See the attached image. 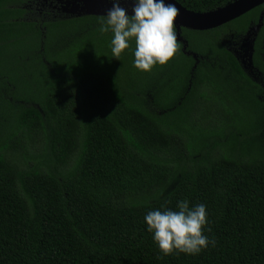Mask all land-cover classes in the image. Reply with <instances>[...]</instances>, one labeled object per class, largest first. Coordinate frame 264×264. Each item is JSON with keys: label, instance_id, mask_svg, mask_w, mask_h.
I'll use <instances>...</instances> for the list:
<instances>
[{"label": "trees", "instance_id": "trees-1", "mask_svg": "<svg viewBox=\"0 0 264 264\" xmlns=\"http://www.w3.org/2000/svg\"><path fill=\"white\" fill-rule=\"evenodd\" d=\"M25 1L0 0V264H264V140L253 134L264 122V19L257 77L228 49L261 8L183 28L197 57L177 40L168 64L146 76L133 66L134 42L107 66L69 41L41 49ZM230 1L183 4L206 11ZM170 66L178 78L168 82ZM218 114L223 138L214 134L213 149L254 148L196 155L194 127ZM180 200L206 205L205 234L216 243L163 256L144 217Z\"/></svg>", "mask_w": 264, "mask_h": 264}, {"label": "clouds", "instance_id": "clouds-1", "mask_svg": "<svg viewBox=\"0 0 264 264\" xmlns=\"http://www.w3.org/2000/svg\"><path fill=\"white\" fill-rule=\"evenodd\" d=\"M111 2L112 7L99 21V31L112 34L111 58L120 60L134 42L133 66L138 71L166 66L178 49L174 23L179 10L175 4L166 0H132V14H129L122 0ZM144 220L163 256L195 255L216 243L205 234L208 220L203 203L190 206L189 201L180 200L176 210L166 206L163 210H151Z\"/></svg>", "mask_w": 264, "mask_h": 264}, {"label": "flooded vegetation", "instance_id": "flooded-vegetation-1", "mask_svg": "<svg viewBox=\"0 0 264 264\" xmlns=\"http://www.w3.org/2000/svg\"><path fill=\"white\" fill-rule=\"evenodd\" d=\"M97 1L98 2L94 4L93 1L84 3V1L82 0H26L24 2L25 4H23V7H26L27 9L24 13L23 19L27 21H35L39 25V28L41 29V31L43 32V36L45 37V40L41 41V44H40L41 49H44L45 44H46V45H49L51 49L58 50V49L65 47L66 45H69L68 40L65 39L66 34L68 32L67 30L75 28L77 25L82 24L84 21H88L93 18H99L105 15V14H96V13L94 14L85 13L83 11L84 7L88 8L90 5L92 6L91 8L95 6L97 7L100 0H97ZM110 1L111 0H101V3L103 7L106 8V7H109L110 3L112 4V2ZM127 1L129 0H122V6L128 9V11L132 10V6L126 5ZM177 1L180 2L183 6H185L183 3L187 2V0H177ZM76 2L79 3V6H77V8H75ZM256 7L261 8L258 22L257 23L252 22L250 24L246 33L241 38V41H232L228 46V49L234 53V55L241 62V64L249 71L251 75L255 77H257L258 76L257 74H259V71L257 68L254 67V62H253V56L255 52V39H256V36L261 26L263 25L264 14H263V19H262V24L259 27V29L254 33L252 28L258 25L259 23L260 17L262 13L264 12V2ZM194 11H197V10H194ZM200 12H204V11H200ZM183 28H186V27H181L180 29L181 38L177 40H180L183 42V50L186 53L190 54L191 52L187 51L188 41L182 35ZM187 29H190V28H187ZM250 29H252L251 34L248 35V32ZM176 32H177V29H176ZM250 41H251V44H250ZM250 46H252V51H251L252 65L248 66L247 65L248 57L245 54V51L246 50L249 51ZM191 54L194 57H197L195 53H191ZM244 60H246V64Z\"/></svg>", "mask_w": 264, "mask_h": 264}, {"label": "rangeland", "instance_id": "rangeland-1", "mask_svg": "<svg viewBox=\"0 0 264 264\" xmlns=\"http://www.w3.org/2000/svg\"><path fill=\"white\" fill-rule=\"evenodd\" d=\"M76 7L79 6V3L76 2ZM73 8V7H72ZM100 18H93L90 19L88 21H84L82 24L77 25L75 28L69 29L67 30V34H66V40H68L69 42L72 43V45L75 46H82L84 45V49H88L85 51H77V53L79 54H83L87 57H89L91 60V62H98L101 66H107L109 65L112 61H114L115 58H111L112 54H111V49H110V41L112 38V34L109 33H102L99 31L100 28ZM251 44V41H250ZM133 45V43L130 44V47ZM129 47V48H130ZM129 48L125 50V52L122 54L121 57H123L127 51H129ZM88 52V53H87ZM245 54L248 57V63L247 65L249 66V55H250V51L246 50ZM120 57V58H121ZM112 60V61H111ZM118 60V59H115ZM245 64H246V60H244ZM168 74L167 76H163L166 78V80H168V82L173 81L174 79H177V75L174 72L173 67H168L167 68ZM164 73L166 71L163 70ZM153 72H156L155 70ZM152 70L148 71L145 75H149L151 73H153ZM160 77V76H158ZM133 80V79H130ZM135 80V79H134ZM236 89H234L235 92ZM230 95H232V92H229ZM150 100L154 99L153 95H149ZM233 103L232 104H238L240 103L239 98H235V96H233ZM231 103V102H230ZM217 105H222L221 102L216 103ZM167 107H164V110H166ZM216 108V107H214ZM218 109V108H217ZM240 111L243 112V109H241ZM218 112H220V109H218ZM216 113V112H215ZM219 116H215V120H212L210 122H207L204 125H199L197 127H194V133H193V137L191 143L194 145L193 150H195V154L196 155H203L206 153H211L214 154L215 150L218 152H230V153H235V152H243V151H247V147L250 148L252 150V147L254 148L253 145L248 144L247 143V147H238L231 144H226L225 145H221L218 146L216 149H213V142L212 138L214 136V134L217 132L216 136L217 137H222L221 133L222 130L221 127L219 126V121L221 119L224 120V117L220 114H218ZM190 116L189 114L187 115V117ZM186 117V118H187ZM248 124L251 126H253L255 124V121H248ZM246 123L242 124V125H237L239 127H245ZM188 126H190V123H188ZM228 126V125H227ZM256 127L254 128L253 132L251 130V132H253V134L260 140L263 141L264 140V122H261L259 125H257V129ZM238 134L243 135V131H237ZM206 134V135H204ZM246 134V133H245ZM223 138V137H222ZM224 141V139H221ZM243 149V150H242Z\"/></svg>", "mask_w": 264, "mask_h": 264}, {"label": "water", "instance_id": "water-1", "mask_svg": "<svg viewBox=\"0 0 264 264\" xmlns=\"http://www.w3.org/2000/svg\"><path fill=\"white\" fill-rule=\"evenodd\" d=\"M82 1H84V3L93 1L94 4L98 2L97 0H82ZM166 2L174 3L177 9L179 10L174 25L176 26L177 29V32L175 33L177 39H180L181 27H186L195 30L212 29L243 15L244 13L250 11L254 7L263 3L264 0H234L225 4L222 7H218L216 9L208 10L204 12L188 9L177 0H166ZM126 5L132 6V0L127 1ZM91 7H92L91 5L88 8L84 7L83 11L85 13L106 14L107 10L112 7V4L110 3L109 7L104 8L100 0L97 7L96 6L93 8ZM128 12L129 14H132V10H129ZM263 14L264 12L260 17L258 25L252 28L254 33L259 29V27L262 24ZM252 29L249 30L248 35L251 34ZM249 51H250L249 66H251L252 46H250Z\"/></svg>", "mask_w": 264, "mask_h": 264}]
</instances>
